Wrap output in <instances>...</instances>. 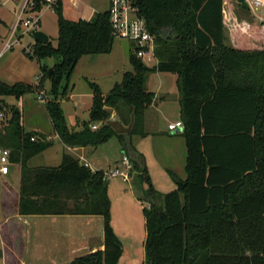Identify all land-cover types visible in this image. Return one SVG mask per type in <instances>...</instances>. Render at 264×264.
I'll return each mask as SVG.
<instances>
[{"label": "trees", "instance_id": "trees-1", "mask_svg": "<svg viewBox=\"0 0 264 264\" xmlns=\"http://www.w3.org/2000/svg\"><path fill=\"white\" fill-rule=\"evenodd\" d=\"M131 4L154 37L158 62L147 66L128 42L131 69L106 93L85 77L92 98L80 130L68 127L60 101L73 88L71 76L82 56L112 51L115 38L107 8L89 19H70L58 0L56 43L35 42L32 53L22 49L39 64L37 83L0 80V96L21 98L48 82L46 111L65 146L96 147L111 137L122 142L132 163V187L139 200L148 202L142 207L141 264H264V21L236 23L230 31L232 46L224 34V0ZM42 5L35 0L36 10ZM47 58L52 59L50 66ZM155 71L176 75L186 147L185 177L169 170L175 188L164 193L152 185L144 156L130 138L146 135L144 113L155 101L146 81ZM6 108L9 117L0 121V146L9 149L10 161L20 167L18 213L101 216L103 248L66 264H118L123 246L111 225L104 172L67 153L56 166L29 165L52 142L40 131L25 130L19 108ZM112 111L124 125L133 116L128 133H116L108 124Z\"/></svg>", "mask_w": 264, "mask_h": 264}, {"label": "rangeland", "instance_id": "rangeland-1", "mask_svg": "<svg viewBox=\"0 0 264 264\" xmlns=\"http://www.w3.org/2000/svg\"><path fill=\"white\" fill-rule=\"evenodd\" d=\"M106 2L107 0H76V3L73 4L70 0H63L62 13L66 18L70 19H89L94 12L105 10L107 8ZM11 5L12 4L9 3L7 7H11ZM5 7L6 6L0 7V17L4 20L5 26L12 25L15 19ZM247 10L248 9L245 8L242 9L235 0H224L223 24L224 34L227 38L228 44H230L231 41L230 31L234 28L236 23L241 20H249L252 22L255 21V19L258 20ZM261 15H264V13ZM56 18L57 15L55 12L44 9L41 13L39 25V30L44 31L53 44L56 43L57 39ZM5 28L6 27L4 26L1 27L2 33L5 31ZM20 42L21 44L15 45L12 50L6 51L0 58V74L4 76L3 80L8 84L22 81L24 83L35 85L38 81V76L40 75L38 62L34 57L30 58L26 56L22 50H28L26 45L32 43V39L23 36ZM1 46L2 43L0 38V48ZM128 48L129 43L127 40L115 39L113 49L110 53L91 56L94 58L84 55L79 59L70 80L72 86H74V90L81 95L78 107L74 110V108H72L73 103L70 102L69 99L63 98L60 101L68 124H74L76 118L74 116L75 114L84 115L85 117L88 99L85 93L88 91L90 92L85 77L91 81H95L99 86L101 85L104 90L109 84H112V82H119L122 73L131 69L127 57ZM44 62L50 66L52 64V59L47 58ZM160 83V75L155 76V74H148L146 81L148 90H155ZM46 84L48 83L44 82L42 86H40V90L27 93L21 98H16L14 96H0V121L6 120L9 117V111L6 106L14 105L19 108L22 113V124L25 130L38 128L45 135V139L53 143V146L48 150L46 149L30 158L28 164L31 166H56L61 161V159H59L60 151L58 150L60 143L59 140L54 137L55 134L53 133L51 122L45 107V102L49 99V95L47 94L48 86H46ZM170 84L172 83L170 82ZM164 97V95L162 96L159 94L153 106L159 102L158 99ZM89 102L91 103L90 98ZM158 106V108L155 107L158 114V121L155 125H149L150 123H148V125L145 126L143 124L144 130L147 127H155L162 132L163 128L166 129V122L174 118V111L171 104H164L161 108L159 104ZM147 111H149V108ZM156 111L153 109L151 112H147V115L149 116L156 115L151 121L155 122L157 118ZM158 111H161L162 113L161 119ZM164 135H166V133ZM130 138L133 145L136 144L138 148L142 147L146 151L144 160L154 188L161 193L174 189L175 183L169 174V170L173 171L176 163L174 164L171 162L169 152L165 151L167 137L158 136V139H153L151 136L145 138L138 134H132ZM0 148H2V146H0ZM55 152L57 153L53 154ZM94 153V156L98 159L96 162L102 168H105L108 165H111L114 159L123 152L121 150L119 139H117V137H111L106 142L100 144V146L98 145ZM172 154L173 153L171 152V155ZM10 164V168L13 169L16 167L18 172L19 167L11 161ZM92 166L97 165L93 163ZM92 169L94 168L92 167ZM17 178H19V172L17 173ZM17 178L15 177L14 179L16 180ZM15 180L10 181L11 185H9L11 191H13L14 184L15 186L18 184V181ZM132 185L133 173L130 176L128 183L123 182L119 177L108 178V196L111 202V225L123 246V253L119 258L118 264H141L144 260L143 242L145 238V227L142 207L148 206V202L146 200L138 199L136 189L132 187ZM80 219L81 218L76 217L68 218L66 219V223L73 225L79 224L82 230V221ZM101 222V216H98V218L96 216L93 222H89L88 228L95 233L93 235L97 234V223H99L100 227ZM84 225H86V222H84ZM80 254L82 253H74L71 257L70 255L67 256L63 254L61 255V258H59L60 261H58L57 264H66ZM30 256H32L33 259L38 258L37 256Z\"/></svg>", "mask_w": 264, "mask_h": 264}, {"label": "crops", "instance_id": "crops-1", "mask_svg": "<svg viewBox=\"0 0 264 264\" xmlns=\"http://www.w3.org/2000/svg\"><path fill=\"white\" fill-rule=\"evenodd\" d=\"M5 8L14 17L13 12L15 9V4H12L11 7L6 6ZM4 24L5 22L2 19V23L0 24L1 43H3L2 41H4V39L8 35L10 28L13 25L12 24V25L5 26ZM2 26L6 27L3 33L1 32ZM230 44L232 46H235L232 41H230ZM1 48H0V52H1ZM5 52H3L0 55V58L3 56ZM88 56H90V58H94L91 56H97V55H88ZM152 74H155V76L160 75V80H161V83L157 86V88H155V90H151L155 93V101L159 94L162 96L164 95L165 97L158 99L159 102L153 106V104L155 103L154 101L149 107V111H147L148 109L145 110L144 125L147 126L148 123H150L149 125H155V123L158 121V114L156 111V108L159 107L158 104L160 105V108L164 104H171V106L173 107V111H174V118L166 122L167 123L166 129L163 128L162 132L158 128L147 127L145 129L146 135L144 137L146 138L148 136H151L153 139H158V136L167 137L165 151L169 152L171 162L174 164L176 163L175 169H173V171L176 172V174L180 176L181 178H184L185 177L184 164H185V156H186V147H185L184 139L180 134L181 128H177L173 130L168 129V124L173 123L177 120H181L179 92H178L177 85H176V75L172 73L159 72V71H155ZM3 77L4 76L0 74V80L4 81ZM170 82L172 84H170ZM114 83L115 82H112V84H109L105 90L100 85L102 92L106 93ZM46 86H48V84H46ZM85 95L86 97H88L87 110H86L85 117L84 115L75 114L74 116L76 118H75L74 124L72 125V124L67 123L68 127L75 131L80 130L81 122L86 121L88 118V111L91 106V103L89 102V98L91 99L92 95L89 91L85 93ZM80 96L81 95H79L74 90V86H73V88L70 90V92L64 99H69L70 102L73 103L72 108L76 110L80 102ZM153 109H155L156 114H157V118L155 122L151 120L154 119L156 115H153V116L147 115V112H151ZM159 114H160V119H161L162 118L161 111L159 112ZM111 119H117L114 111H112L111 113L110 120ZM31 130H37V131L42 132L38 128H32ZM164 132L166 133V135H164L165 134ZM54 137H56L59 140L56 134L54 135ZM59 143H60V146L58 149L60 151L59 159H61L63 153L70 154L71 156L78 158V159L81 156L89 164V167L91 169L93 167L94 169L102 170V171H107L109 169H112L119 164L120 155L116 157L114 161L112 160L113 162L111 161L112 162L111 165H108L107 167L102 168L96 162L98 159L94 156L95 154L94 151L96 150L98 146L96 147H92V146L69 147V146H65L60 140H59ZM120 144H121V150H122L123 144L121 141H120ZM131 145L137 151L142 153L143 156H145L146 151L144 148L142 147L138 148L137 145L136 144L133 145L132 142H131ZM52 146H53V143L50 147L46 149L48 150ZM171 152L173 153L172 155H171ZM56 153L57 152L53 154H56ZM244 161L245 160H242V157H240V162L243 163ZM93 163H95L97 166H92ZM237 163H239V160H237ZM13 164L19 167V164L17 163H13ZM10 165H9L8 174L6 175L0 174V252H1L0 264H51V263L57 264L58 261H60L59 258H61V255L63 254L67 256L70 255L71 257V255L74 253L75 254L76 253L85 254L87 252L103 248L102 222H101L100 227H99V223H97V234L96 235H93L95 233H93V231H91L88 228L89 222H93L96 216L98 218L99 215L19 214L18 213L19 178H17V173L19 172V176H20V167L17 172V168L14 167L12 169L10 168ZM15 177L17 178L16 180L14 179ZM13 180L18 181V184L17 186H15L14 184L15 187L13 186V191H11L10 181H13ZM73 217L81 218L80 219L82 221L81 225L83 227L82 230L79 224L73 225V224L66 223L67 222L66 219L73 218ZM84 222H86V225H84ZM30 255L37 256L38 258L33 259V257Z\"/></svg>", "mask_w": 264, "mask_h": 264}, {"label": "built area", "instance_id": "built-area-1", "mask_svg": "<svg viewBox=\"0 0 264 264\" xmlns=\"http://www.w3.org/2000/svg\"><path fill=\"white\" fill-rule=\"evenodd\" d=\"M248 4V10L258 20L263 21L264 0H245ZM43 5L39 10L35 9V0H0V6H7L9 3L15 4L14 22L10 28L8 35L2 43L0 55L8 50H12L15 45L21 44L20 40L23 36L32 39V43L26 45L27 52L32 53L35 43L31 34L33 31L39 30L41 13L44 9L55 12L58 0H41ZM73 4L76 0H70ZM107 10L109 13V21L112 27V35L115 39H124L133 44L132 52L143 61L147 66L157 64V58L154 54V37L148 32L144 19L137 16L135 7L132 6L131 0H107ZM260 11V12H259ZM262 11V12H261ZM97 125H91L96 128ZM181 120H177L168 124V129H182ZM33 139V137L31 138ZM10 151L8 148H0V174L6 175L9 172ZM79 160L85 165L89 164L83 157ZM104 172V178L119 177L123 182L128 183L132 175V163L129 155L122 153L119 158V164Z\"/></svg>", "mask_w": 264, "mask_h": 264}, {"label": "water", "instance_id": "water-1", "mask_svg": "<svg viewBox=\"0 0 264 264\" xmlns=\"http://www.w3.org/2000/svg\"><path fill=\"white\" fill-rule=\"evenodd\" d=\"M235 1L238 4H240L242 8L248 9V4L246 3L245 0H235ZM31 36L35 42H39L41 44H46L49 41L48 35L42 30L33 31ZM132 122H133V116H131V121L126 126L123 125L117 119L109 120L108 124L114 129L116 133H128L131 130Z\"/></svg>", "mask_w": 264, "mask_h": 264}]
</instances>
